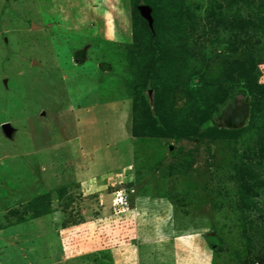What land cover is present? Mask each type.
I'll list each match as a JSON object with an SVG mask.
<instances>
[{"label": "rangeland", "instance_id": "1", "mask_svg": "<svg viewBox=\"0 0 264 264\" xmlns=\"http://www.w3.org/2000/svg\"><path fill=\"white\" fill-rule=\"evenodd\" d=\"M250 2L0 0V264H243L264 213L232 175L261 156L264 45L249 80L218 62L187 88L176 53L213 5L234 41L239 9L264 17Z\"/></svg>", "mask_w": 264, "mask_h": 264}, {"label": "trees", "instance_id": "2", "mask_svg": "<svg viewBox=\"0 0 264 264\" xmlns=\"http://www.w3.org/2000/svg\"><path fill=\"white\" fill-rule=\"evenodd\" d=\"M243 2H246L247 6L251 5L250 0H243ZM259 9L262 13H264V0H261ZM236 15L238 16L236 18V22L239 23L237 29L239 30L238 32L240 34L237 33L236 35H233L234 37H236L234 41H233L234 38L231 37V35L229 34V32L230 33L233 32L231 23H228L225 20V17L222 12H217V7H215L214 5L212 11L208 15V24L203 22L200 24V27L195 25V29H193L189 26L190 28L186 27V29L183 30L184 41L181 44V47L179 46L181 48L178 51L179 53L176 54H178L179 58H183L184 60L187 59L188 61H190L187 64H185V66L182 67L181 70V73L186 75V77L184 78L185 79L184 84H186L185 85L186 88L190 86L191 79L194 76V74L203 72L202 76H204L203 78H205L207 74L211 71V66L218 62L224 64L226 68L227 67L229 68L230 73L225 74L226 78L228 77L233 78L234 71L238 69H240L242 76L246 75L245 77H239L242 80L250 79L249 72L255 73L256 59H254L253 52L255 51V48L257 46L264 45V40L262 41V37H260V33H259L262 29L260 26L261 24L263 25L264 17H262V19L260 18L259 20L257 14L254 17V22H250L249 19H246L244 15H242L240 9ZM187 18L189 19L188 16ZM185 23L187 25V21ZM199 29L201 30V33H199V35H196L195 34L196 31L197 30L199 31ZM207 29H208V33L212 34V37L214 36V34L218 36V39L213 38V40L210 41L211 44H215L216 40L219 41V39L223 41L222 38H227L228 36H229L228 40L230 42H237L242 39L241 41V43L243 44L242 46L248 48V49L245 48V50L247 51L245 52L244 62L240 60L241 57L239 59L238 58L236 59L235 53H236V49L238 48L237 45H234L233 49L232 47H230L229 51L221 50V52L218 53L216 52V49L211 47L210 55L209 56L205 55L204 52H206V50L203 49L206 48L205 42L207 36L205 38V33ZM157 38L159 37L157 36ZM199 38L205 41H201V44H199L197 41L199 40ZM254 38L257 40L256 42H253ZM157 45L159 44L157 43ZM255 45L257 46L255 47ZM159 47L156 46L155 48H159ZM163 48L164 49H162V53L163 54L166 53L167 55H169L168 58L174 59L175 61L176 57L172 55L173 53L172 52L170 54L168 53L170 51H168L167 49H169L170 46ZM162 58L163 56L159 60H164ZM164 58L166 57L164 56ZM205 63L206 66L203 68L204 70H202V67L205 65ZM191 69L193 71H191L192 73L191 72L189 73ZM204 88H205L204 85H200L197 87L196 90L193 89L192 94L193 93L195 94L194 98L195 96H198L199 93L201 94V92L204 91L202 90ZM206 91L207 90H205V93ZM217 97L218 96H216L215 100L219 101ZM191 98H193V95ZM255 101H251V108H252L251 114H253V117H255V115L257 114L264 115V107L261 108L260 102H255ZM245 130L247 131L248 129H239V132H243ZM194 134H195V130L191 131L188 134V136L195 138ZM259 145L261 148L260 149L261 156L260 155L256 156L255 153L249 154L248 152L246 153L245 151L243 154L237 155L238 160L235 162L234 165L236 169V176L232 175V177L236 178V180L239 183V187L242 189V192H244L245 198L247 199L246 202L248 203L247 204L248 208L253 209L254 207H256L258 211L264 213V205L262 206L261 209L258 205L259 204L258 200L256 201V199H258V197L261 196V191L264 190V142L261 141ZM42 212H44V214L47 213L48 207L40 211V213ZM261 216L263 217L264 215L262 214ZM253 223L254 220L252 221V225H251L253 231L248 235V244L246 247L247 255L245 260L243 261V264H264V222L259 223L258 221H255V223L254 224Z\"/></svg>", "mask_w": 264, "mask_h": 264}, {"label": "water", "instance_id": "3", "mask_svg": "<svg viewBox=\"0 0 264 264\" xmlns=\"http://www.w3.org/2000/svg\"><path fill=\"white\" fill-rule=\"evenodd\" d=\"M140 9L143 15L152 23L151 9L147 5H142Z\"/></svg>", "mask_w": 264, "mask_h": 264}]
</instances>
